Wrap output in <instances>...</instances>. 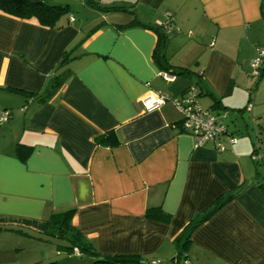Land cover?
I'll use <instances>...</instances> for the list:
<instances>
[{
	"label": "crops",
	"instance_id": "0c3cea01",
	"mask_svg": "<svg viewBox=\"0 0 264 264\" xmlns=\"http://www.w3.org/2000/svg\"><path fill=\"white\" fill-rule=\"evenodd\" d=\"M81 4L89 18L70 13L61 28L0 10V114L9 112L0 125V224L20 230H0V264H67L49 234L23 223L66 210L100 257L264 264V173L248 133L264 131V66L248 77L264 48V0ZM192 83L236 143L222 137L216 151L181 130L173 100ZM158 93L167 99L148 109L144 99ZM235 191L180 252L190 221Z\"/></svg>",
	"mask_w": 264,
	"mask_h": 264
},
{
	"label": "trees",
	"instance_id": "16d2710c",
	"mask_svg": "<svg viewBox=\"0 0 264 264\" xmlns=\"http://www.w3.org/2000/svg\"><path fill=\"white\" fill-rule=\"evenodd\" d=\"M50 1L51 0H0V10L21 18L35 17L42 25H46L53 28H61L65 24L68 17L70 16L71 12L69 5L53 4ZM158 31H159L160 40L162 42L164 38V32L162 30H158ZM156 62L160 67L162 68L166 67L165 65H163L164 58L162 55L156 56ZM181 69H185V68H181ZM192 84L195 85L194 83ZM180 128L182 131H184L181 127V121H180ZM254 151H256V149ZM237 193L238 191L237 192L235 191L234 193L231 194V196L218 200L213 204V206L209 210H206L202 215H199L190 221V223L183 229L184 239L182 240V242H180V252H182L185 249L189 241L188 236L190 235V233L200 223L208 219L214 211L219 209L223 204H225L229 199H231ZM71 214H72V210H66L64 212L54 213L47 221H42L37 223L34 221L24 220L23 223L26 225L36 226L37 228L49 234L48 240L51 239V242L53 241L55 246L58 248L62 247L66 249L67 252L69 251L72 252L73 248H77L81 254L76 257H81L82 253H86L87 255H92L93 258L89 264H135L141 261V258L137 255L116 254V255L101 256V257L98 256V254L94 252L91 245L84 239L81 233L78 232L71 225ZM162 216H164V214H160L161 218ZM2 229H12L15 231H20L19 227L16 228L14 226H11L10 224H4V223L0 224V230ZM52 236H56V238L54 237L52 238ZM179 238H177L176 242H178ZM36 264H59V263L57 261H49L45 263H36Z\"/></svg>",
	"mask_w": 264,
	"mask_h": 264
},
{
	"label": "built area",
	"instance_id": "2783aa9c",
	"mask_svg": "<svg viewBox=\"0 0 264 264\" xmlns=\"http://www.w3.org/2000/svg\"><path fill=\"white\" fill-rule=\"evenodd\" d=\"M170 17L163 23H158V26L163 29V32H171L172 27L169 24ZM252 67V76H259L262 66H264V48L259 49L255 58L250 61ZM166 79L171 80L174 75L163 73ZM198 90L193 84L188 86L180 98L174 99L173 103L181 114V127L184 131L189 132L193 138L196 146H204L208 143L213 144L216 151L224 149L222 137L230 144L236 143V138L228 132L226 126L219 122L218 118L212 115L209 111L201 108L198 103ZM167 96L158 93L155 97H148L144 99V104H148V109L157 107L164 102ZM250 104L246 107L250 110ZM9 118V112L4 111L0 114V125L5 123ZM259 152L253 151L251 158L257 160L261 158ZM72 255L79 256L81 253L77 248H73Z\"/></svg>",
	"mask_w": 264,
	"mask_h": 264
},
{
	"label": "rangeland",
	"instance_id": "374dc122",
	"mask_svg": "<svg viewBox=\"0 0 264 264\" xmlns=\"http://www.w3.org/2000/svg\"><path fill=\"white\" fill-rule=\"evenodd\" d=\"M53 4H68L70 8L71 14H73L75 17L77 16L78 18H81L82 20H87L89 18L85 14V10L83 9L84 7L82 6V0H51L50 1ZM91 27L87 28L86 31L90 30ZM249 65V71H248V77L250 78V74L252 73V67ZM254 78H252L253 81ZM251 80V79H250ZM253 84V83H252ZM249 135L252 137L253 140H257L255 143V146L258 147L259 153L261 155V158H264V143L259 144L258 137L264 138V131L260 130V133H258L257 138L255 137L256 133L255 130L254 132L250 131L248 132ZM255 142V141H254ZM260 145V147H259ZM260 158V164L258 165V169L261 171V173H264V159ZM261 168V169H260ZM59 250L62 252L60 256L56 255L57 258L63 259L67 264H89V258L86 255H83L82 257H71L69 258L67 256V251L66 249L59 247ZM57 261V260H56ZM59 264L60 261H57Z\"/></svg>",
	"mask_w": 264,
	"mask_h": 264
}]
</instances>
